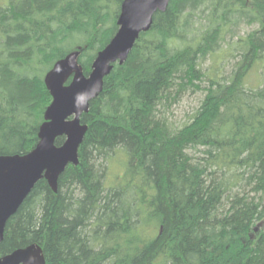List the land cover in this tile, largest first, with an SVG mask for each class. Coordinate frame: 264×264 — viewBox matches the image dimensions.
<instances>
[{
    "label": "trees",
    "instance_id": "16d2710c",
    "mask_svg": "<svg viewBox=\"0 0 264 264\" xmlns=\"http://www.w3.org/2000/svg\"><path fill=\"white\" fill-rule=\"evenodd\" d=\"M122 2L0 0V156L36 146L52 101L46 74L79 50L88 75ZM223 49L231 71L224 58L205 69ZM192 88L204 97L179 126L169 105ZM81 120L78 165L57 192L35 184L0 255L36 244L46 264H264V0H170ZM122 153L124 173L107 184Z\"/></svg>",
    "mask_w": 264,
    "mask_h": 264
},
{
    "label": "water",
    "instance_id": "95a60500",
    "mask_svg": "<svg viewBox=\"0 0 264 264\" xmlns=\"http://www.w3.org/2000/svg\"><path fill=\"white\" fill-rule=\"evenodd\" d=\"M170 0H123L118 30L101 49L86 75L79 64V50L59 59L46 74L45 81L53 97L40 126L37 145L25 154L0 156V243L8 220L18 211L35 184L47 179L53 191L68 164L78 165L79 148L88 129L81 121L91 100L103 90L104 78L113 65L123 64L142 32L152 27L157 11H165ZM73 74L70 83L65 82ZM65 136L57 145L56 138ZM0 264H46L41 247L36 244L0 255Z\"/></svg>",
    "mask_w": 264,
    "mask_h": 264
},
{
    "label": "rangeland",
    "instance_id": "374dc122",
    "mask_svg": "<svg viewBox=\"0 0 264 264\" xmlns=\"http://www.w3.org/2000/svg\"><path fill=\"white\" fill-rule=\"evenodd\" d=\"M260 26L258 23L254 24H241L238 27V31L236 32L235 38H233V41L237 39L238 36L245 37L248 35V31L255 30ZM232 40V39H231ZM225 47V45H223ZM238 53V52H237ZM224 58V65H225V71L230 72L232 69V62L234 61V57L230 56V52L228 50H222L216 57L209 56L204 62V68L209 70L216 61L221 60ZM227 59L230 61H227ZM251 80H253L254 83L257 82V80H254L256 78V73H253L250 75ZM204 97V92L200 89H189L185 92H182L178 95L177 100L172 102L169 105V109L167 112V115L169 119L181 126L182 124L190 121L192 119V115L194 111L199 107L202 99ZM114 159L110 164L109 174L107 177V184H111L114 180H117L119 176H121L124 173V160L125 155L124 153L119 155H114Z\"/></svg>",
    "mask_w": 264,
    "mask_h": 264
}]
</instances>
